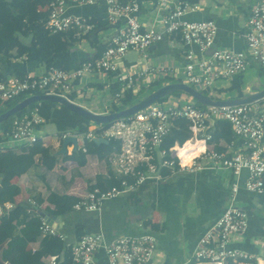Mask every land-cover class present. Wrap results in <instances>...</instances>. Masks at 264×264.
I'll return each mask as SVG.
<instances>
[{"label": "crops", "instance_id": "1", "mask_svg": "<svg viewBox=\"0 0 264 264\" xmlns=\"http://www.w3.org/2000/svg\"><path fill=\"white\" fill-rule=\"evenodd\" d=\"M15 1L6 0V5L11 7ZM138 1L141 8L136 16L144 29L152 26L162 29L160 20L163 15L170 13L183 0ZM185 1L190 5L197 6L196 9L189 10L184 14L185 19L191 21L212 19L217 22L216 48L230 50H244L246 48L244 34L247 29V21L251 15L252 7L259 0ZM47 3L48 0H39L37 8L36 6L30 8L29 5L25 6L24 0H21L14 7L15 13L9 12L6 17L0 18V28H9L10 30L12 27H20L14 33L16 34L14 36L18 37L19 44L8 50L5 49L2 41L9 40L10 36L7 35L6 31L1 32L0 30L1 81L25 73L44 74L48 66L43 59L45 56L43 52L48 50L46 58H51L52 52L55 50L52 48L53 46L60 47L56 52L66 49L69 53V63L66 67L67 69L75 68L87 59L100 57L119 33L120 24L110 23L107 17V4L102 1L91 5H69L68 7L67 12L69 14L89 18L91 24L89 30L79 31L71 28L57 36L45 37L42 30L34 27L44 23L46 15L43 10L39 9V6ZM21 21L24 23L23 25H21ZM197 48L195 45L186 46L180 33L165 34L164 38L155 43L153 47L149 46L139 54L141 60L129 62L125 58L126 66H131L134 70L146 66L155 69V74L150 72L143 78L135 77V91H131L132 99L129 104L123 102L124 95L120 100L115 98V93L120 89V86L114 75L110 73L95 72L78 79L75 82L73 92L68 97L87 107L90 111L98 113L111 112L115 104L117 106L123 105L125 108L155 90L159 85L178 81L187 82L184 70L189 49L194 50L198 57L211 54V50L202 54ZM259 67L264 68L262 65H251L247 69L255 68L258 71L259 77L255 76L251 81L246 78L245 72L247 70L243 72V79L239 82L240 89L243 91L242 95L253 92L244 90L253 88L256 82L264 83V72L261 73ZM233 78L218 79L214 83L215 85L208 89L210 94L214 95L213 92H216L219 97L214 95L216 96L214 98L218 99L242 96L239 95L238 87L233 85ZM232 92H236V95H230ZM27 96L30 95H25L20 100L17 98L9 100L6 107L0 109V113L12 107L9 106V103L16 100L18 103ZM186 100L192 101L188 93L187 95H179L178 98L171 94L162 103L175 105ZM58 108L62 111L67 110L64 105ZM35 109L38 108L27 110L24 113ZM13 116L18 115L14 114ZM43 118L45 121L36 124L35 127L50 137L39 139L33 144H18L10 147L17 153H21L23 147L28 154L34 153L35 163L28 167L24 173L16 174L11 179V183L17 184L21 191L15 197V202L7 201L4 205L0 203L2 207L0 208V216L7 209L6 203L10 204L11 207L16 204L27 206L30 202L29 199H33L41 207L37 212L28 211L30 214L39 216V213L47 212V215H60L62 217V227L56 228H59L61 233L65 235V239L61 240L70 245L71 251L72 245L85 233L103 232L109 240L121 235L152 233L157 239L156 251L148 264H186L196 249L199 237L229 205L233 197L232 186L238 181L240 188L237 193V204L248 212L249 226L234 245L249 253L264 257V249L258 244L260 240H264V193L251 192L244 187L248 177L246 169L237 175L228 168L217 170L205 168L196 172L162 168L159 171L162 176L161 179L147 181L139 188L106 200L100 211L76 210L74 207L76 202L92 189H110L119 183L122 174L114 169L109 156L111 153L121 150V140L106 137L101 129L102 123L92 124L89 130L84 133L79 132L78 128L67 130L77 134L78 148L75 149L71 142L68 144L67 154L59 153L64 140L60 138L59 133L65 131L59 130L55 123L47 122L45 117ZM221 119L225 118H216L212 122L213 134L215 133L216 120ZM0 131H2L1 127ZM90 131L94 132V136L88 137ZM176 142L181 141L177 138L174 143ZM232 143L233 145H230ZM242 145V139L234 133L231 141L223 136L215 139L214 134V142L211 147L216 151L220 149L219 152L232 155L233 152L242 148ZM163 147H166L164 143ZM3 177L4 173L0 172V188ZM114 181L116 182L114 183ZM52 193L69 196V200H75L73 208L65 214L49 213L45 208L47 206L55 207L53 203L48 201ZM37 197H42L46 201L41 203ZM5 247L6 243L0 245V254L3 260H6L3 257ZM31 248L39 249L40 241L33 242ZM50 255L53 254L43 255L41 264H46ZM59 258L64 264L63 257L59 256ZM105 258V253L99 251L95 260L100 264H108Z\"/></svg>", "mask_w": 264, "mask_h": 264}, {"label": "built area", "instance_id": "2", "mask_svg": "<svg viewBox=\"0 0 264 264\" xmlns=\"http://www.w3.org/2000/svg\"><path fill=\"white\" fill-rule=\"evenodd\" d=\"M102 1L107 4L110 23L120 24L119 33L102 55L87 59L72 69L51 66L41 75L26 73L1 81L0 109L6 107L9 100L37 91L68 97L78 79L95 72L114 75L120 86L115 98L120 100L128 91H135V77L143 78L150 72L155 74V69L147 66L137 70L126 66V53L134 49L140 54L162 40L165 34L180 33L186 46L195 45L202 54L211 50V54L198 57L194 50L189 49L186 56L184 72L187 83L201 91L212 88L220 78H232L245 72L251 65L264 66V0H259L252 7L244 34V50L216 48L217 22L212 19H185L183 16L186 12L197 8L185 0L163 15L160 20L162 29L156 26L144 29L136 16L141 8L138 0H50L45 8L48 11L45 26L51 34L71 28L89 30V18L69 14L68 7ZM216 118L230 120L234 134L242 139V148L232 155L211 147L214 142L212 122ZM42 121L45 120L38 109L14 117L12 131L0 135V148L29 145L39 139H47L50 136L35 127ZM181 126H187L191 135L184 142L163 147L172 128ZM101 129L106 137L121 140V150L111 153L109 160L122 178L110 189L95 188L89 191L76 202V210L100 211L106 200L139 188L147 181L161 179L159 171L162 168L191 172L205 168H228L237 175L246 169L248 177L244 187L251 192L264 193V97L252 103L233 106H200L194 100L165 105L158 101L129 116L113 120ZM68 135L77 134L72 131L59 133L61 139ZM92 136L94 132L90 131L88 137ZM187 141L198 144L203 151L193 157L191 168H181L177 160L178 152L185 148L188 153L193 151ZM239 186L238 181L233 184V197L229 205L199 237L196 249L186 264H264V257L234 245L249 226L248 212L237 204ZM29 201L28 211L37 212L41 206L33 199ZM5 207L8 209L11 205L6 203ZM39 216L43 235L52 234L65 239V235L52 226L45 215L39 213ZM156 243L157 239L152 233L121 235L111 240L103 232L85 233L72 245L71 264H100L95 260L99 251L105 253L108 264H148L156 251ZM258 244L264 249V240ZM2 262L10 264L6 260ZM46 264H62V261L53 254L48 256Z\"/></svg>", "mask_w": 264, "mask_h": 264}, {"label": "trees", "instance_id": "3", "mask_svg": "<svg viewBox=\"0 0 264 264\" xmlns=\"http://www.w3.org/2000/svg\"><path fill=\"white\" fill-rule=\"evenodd\" d=\"M21 0H16L13 3V6L9 7L6 5V0H0V18L6 17V15L9 12L15 13V6L20 2ZM25 6L29 5L30 8L32 6H36L39 3V0H35L32 2V0H24ZM42 1V0H41ZM50 0H48V3L45 5L39 6L40 10H43L45 12L46 18L44 20V23H40L34 28L38 30L43 31V35L45 37L47 36H57L61 32L56 34H51L49 30L45 26V22L47 19L48 11L45 10L46 6L49 4ZM20 19V18H19ZM21 20V19H20ZM21 21V25H23ZM6 29V30H3ZM8 29V30H7ZM18 29L20 27H12V29L9 30V28H0L1 32L6 31L7 35L10 36L9 40L2 41L4 43L5 49H12L16 44H19L18 37L14 36L16 34ZM1 35V34H0ZM55 50H53V56L51 58H46V55L48 50L43 52L45 55L43 57L44 61L46 62L48 68L51 66H58L67 68L69 63V56L66 49H63L62 51L56 52L58 49H60L59 46H53ZM1 49V48H0ZM261 73L264 72L263 67H259ZM26 74V73H25ZM20 75V74H19ZM23 75V74H21ZM20 75V76H21ZM243 79V73L237 74L233 78V85L235 87H238L239 89V95L243 94V91L240 89L239 82H241ZM1 81V79H0ZM44 91H37V93H43ZM203 92L211 97H216L214 95H211L209 90H203ZM187 95L184 91H176L172 93V95L179 97V95ZM25 96V95H23ZM23 96L17 98L20 100L23 98ZM132 92L128 91L123 96V102L125 104H129L131 101ZM168 97H164L159 100V102H164L167 100ZM16 101L9 103V106H13ZM196 103L198 105L203 106L200 102ZM63 106L62 104L54 101V100H41L39 102H35L31 104L28 108L18 112L16 115H20L24 113L27 110H31L34 108H38L39 113L45 117L47 122H53L57 125L59 130L67 131L72 130L75 128H78L77 130L81 133L87 132L89 130L90 125L92 124H101L94 121H90V119L86 118L85 116L78 114L76 112L71 111L69 108H67L66 111L60 110L58 107ZM124 106H117L116 104L112 107V111L120 110ZM13 115L1 123L0 127V135L2 133H9L12 131V119ZM109 123H103L101 124L103 127H106L110 124ZM223 129V130H222ZM234 133L232 129V125L230 120H216L215 122V139H219L220 136L226 137L228 141L232 140V134ZM191 135V131L187 126H181V127H174L172 128V131L170 135L166 138L164 145L166 147L172 146L174 141L179 138L181 142H184L189 136ZM45 151V149H43ZM220 151V149H219ZM34 153L28 154L24 147L22 148L21 153H17L13 148H7V149H0V172L4 173V177L2 180L1 188H0V203L4 205L5 202H15V197L20 193L21 189L17 184H12L11 179L16 175L20 173H24L30 167L33 165L34 162ZM116 181H114L115 183ZM118 183V182H117ZM69 196H61L56 193H52L48 201L53 203L55 207L47 206L45 209L51 213V214H65L69 212L74 205V201L69 200ZM37 199L43 203L46 201V199L42 197H37ZM29 205H23V204H16L9 209H5L3 211L2 215L0 216V245L6 243V247L3 251V257L10 262V264H41V257L43 255H49V254H56L60 257H63L64 264H71L72 262V251L70 245L61 240L58 236L55 235H42V232L40 230V216L32 215L28 212ZM16 219V221H15ZM40 241V248L37 250H33L31 248V244L35 241Z\"/></svg>", "mask_w": 264, "mask_h": 264}, {"label": "water", "instance_id": "4", "mask_svg": "<svg viewBox=\"0 0 264 264\" xmlns=\"http://www.w3.org/2000/svg\"><path fill=\"white\" fill-rule=\"evenodd\" d=\"M151 45L150 47H153ZM125 58L129 62H134L141 60L142 58L139 57V52L132 49L129 50ZM176 91H184L188 93L191 97H193L197 102H200L201 104L205 106H233V105H240L245 103H252L255 101H258L260 99H263L264 97V85L260 86L259 81L256 82L253 85V92L237 96L233 98H225V99H218L211 97L207 94H205L203 91L197 89L195 86L184 82V81H178V82H169L162 84L161 86L157 87L155 90L149 92L146 96L141 98L140 100L134 102L130 106H127L125 108H122L120 110L111 111V112H105V113H98L94 111H90L87 107L71 100L69 97L64 96L62 94L58 93H40V94H32L30 96H27L23 100L16 103L11 108L3 111L0 113V124L1 122H4L8 118H10L12 115L17 114L18 112L24 110L29 105L33 104L34 102L40 101L42 99L46 100H54L57 101L67 108H69L71 111L76 112L78 114H81L85 116L86 118L90 119V121H95L97 123H109L113 120L123 118L126 116H129L140 109H144L151 105L152 103L158 102L160 99L167 97L171 95L172 93ZM74 144V148H78V141L76 135H68L66 138H64L62 147L59 150V153L67 154L68 151V144L69 143ZM43 215H45L49 222L52 224V226L61 228L62 224V217L60 215H47V212H43ZM2 256L0 254V264H3L2 262Z\"/></svg>", "mask_w": 264, "mask_h": 264}, {"label": "clouds", "instance_id": "5", "mask_svg": "<svg viewBox=\"0 0 264 264\" xmlns=\"http://www.w3.org/2000/svg\"><path fill=\"white\" fill-rule=\"evenodd\" d=\"M186 143L193 149V151L188 153V149L185 148L178 152L177 160L179 161L181 168H191L194 164L193 157L199 155L203 151L202 147H199L198 144H192L191 141H187Z\"/></svg>", "mask_w": 264, "mask_h": 264}, {"label": "rangeland", "instance_id": "6", "mask_svg": "<svg viewBox=\"0 0 264 264\" xmlns=\"http://www.w3.org/2000/svg\"><path fill=\"white\" fill-rule=\"evenodd\" d=\"M245 74H246V78L248 79V80H252L255 76L256 77H259V75H258V71L254 68V69H249V70H247L246 72H245ZM260 74V73H259ZM261 86H263L264 85V83L263 84H261V83H259ZM244 91H247V92H250V91H253V88L251 87V88H249V89H245ZM213 94L214 95H216V96H218L217 95V93L216 92H213ZM143 95V94H142ZM230 95H236V92H232V93H230ZM227 96V95H226ZM141 97V96H140ZM219 97V96H218ZM226 98V97H225ZM191 100L193 101H195L196 102V100L195 99H193V97H191Z\"/></svg>", "mask_w": 264, "mask_h": 264}]
</instances>
